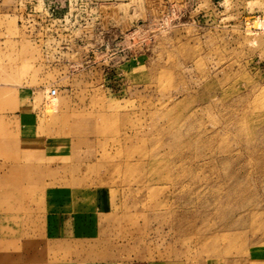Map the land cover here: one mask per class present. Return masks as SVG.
<instances>
[{
  "label": "rangeland",
  "instance_id": "obj_1",
  "mask_svg": "<svg viewBox=\"0 0 264 264\" xmlns=\"http://www.w3.org/2000/svg\"><path fill=\"white\" fill-rule=\"evenodd\" d=\"M0 264H264V0H0Z\"/></svg>",
  "mask_w": 264,
  "mask_h": 264
},
{
  "label": "built area",
  "instance_id": "obj_2",
  "mask_svg": "<svg viewBox=\"0 0 264 264\" xmlns=\"http://www.w3.org/2000/svg\"><path fill=\"white\" fill-rule=\"evenodd\" d=\"M65 16H66V15H65ZM65 16H64V17H65ZM55 91H56L55 89H51L50 92H49V95H54V94H55Z\"/></svg>",
  "mask_w": 264,
  "mask_h": 264
}]
</instances>
